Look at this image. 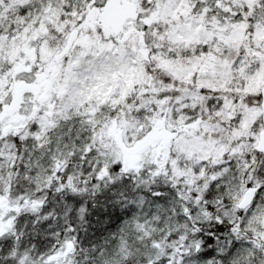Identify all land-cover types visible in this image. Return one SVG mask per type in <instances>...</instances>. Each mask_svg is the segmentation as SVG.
<instances>
[{
	"label": "snow or ice",
	"instance_id": "1",
	"mask_svg": "<svg viewBox=\"0 0 264 264\" xmlns=\"http://www.w3.org/2000/svg\"><path fill=\"white\" fill-rule=\"evenodd\" d=\"M0 264H264V0H0Z\"/></svg>",
	"mask_w": 264,
	"mask_h": 264
}]
</instances>
